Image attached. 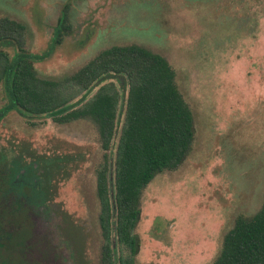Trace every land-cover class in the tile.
I'll return each mask as SVG.
<instances>
[{
  "label": "rangeland",
  "instance_id": "obj_1",
  "mask_svg": "<svg viewBox=\"0 0 264 264\" xmlns=\"http://www.w3.org/2000/svg\"><path fill=\"white\" fill-rule=\"evenodd\" d=\"M65 4L66 27L53 46ZM3 16L27 25L29 50L49 52L35 64L45 78L68 77L114 45L139 44L167 58L196 137L185 162L143 192L135 264H212L236 218L264 203V0H0ZM126 96L108 150L91 120L58 123L15 110L1 120L9 157L33 151L64 164L50 218L36 217L29 231L31 264H101L97 177L116 161ZM6 102L0 82V109Z\"/></svg>",
  "mask_w": 264,
  "mask_h": 264
},
{
  "label": "trees",
  "instance_id": "obj_2",
  "mask_svg": "<svg viewBox=\"0 0 264 264\" xmlns=\"http://www.w3.org/2000/svg\"><path fill=\"white\" fill-rule=\"evenodd\" d=\"M67 10L65 4L53 46L66 27ZM35 14L41 17L42 11ZM26 33L25 23L0 17V82L7 98L0 121L13 110L27 118L52 116L58 123L91 120L108 150L116 135L119 104L127 93L116 161L106 162L97 177L104 239L100 263L135 264L143 192L157 174L185 162L196 137L194 114L179 90L176 72L160 53L130 44L104 49L68 77L45 78L35 64L49 52L29 50ZM212 264H264V203L256 213L236 218Z\"/></svg>",
  "mask_w": 264,
  "mask_h": 264
},
{
  "label": "flooded vegetation",
  "instance_id": "obj_3",
  "mask_svg": "<svg viewBox=\"0 0 264 264\" xmlns=\"http://www.w3.org/2000/svg\"><path fill=\"white\" fill-rule=\"evenodd\" d=\"M23 153L9 157L0 147V264L36 263L29 231L36 217L50 218V203L64 166L57 165L59 157Z\"/></svg>",
  "mask_w": 264,
  "mask_h": 264
}]
</instances>
